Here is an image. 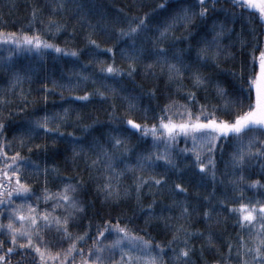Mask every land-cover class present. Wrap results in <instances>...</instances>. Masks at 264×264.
<instances>
[{"label":"snow or ice","instance_id":"1","mask_svg":"<svg viewBox=\"0 0 264 264\" xmlns=\"http://www.w3.org/2000/svg\"><path fill=\"white\" fill-rule=\"evenodd\" d=\"M137 7L146 5L132 6ZM68 8L77 11L80 5L52 0V15ZM39 11L32 8L27 31L0 27V44L7 46L0 65L6 72L20 53L43 56L51 50L80 62V48L43 34L55 36L64 23L50 15L36 27ZM245 26L254 37H264L257 30L264 27V0H229V7L220 0H155L148 11L131 15L118 9L102 27L104 43L93 38L92 25L85 34L89 59L81 68L95 64L94 71H70L66 82L61 77L49 84L45 78L38 89L45 106L20 122L9 118L26 112L34 100L19 87L22 73L13 69L0 90V264H192L197 249L201 259L205 249L215 253L205 264H264V192L245 194L264 189V38L249 47L242 38ZM233 33L245 49L239 68L223 66L235 58ZM117 54L124 67L116 63ZM138 68L145 79L164 78L163 89L138 86L140 97L160 98L155 107L144 105L140 117L133 115L138 95L115 86L124 77L135 84ZM89 80L95 87L84 90ZM58 89L62 98L67 91L84 103L125 93V114L118 115L113 102L107 125L97 128L93 119L79 124L83 138L65 134L62 129L75 127L82 117L71 106L48 110V96ZM225 154L220 172L218 160ZM254 161L259 172L246 175ZM186 171L199 177L197 189L211 180L210 192L193 197L197 203L188 198ZM218 172L219 184L226 186L219 193ZM165 189L180 198L161 200L157 211V193ZM146 191L152 196L147 201ZM193 215L202 217L204 228L192 226ZM141 216L143 227L135 223ZM228 220L234 236L214 230ZM168 232L167 239H157Z\"/></svg>","mask_w":264,"mask_h":264},{"label":"trees","instance_id":"2","mask_svg":"<svg viewBox=\"0 0 264 264\" xmlns=\"http://www.w3.org/2000/svg\"><path fill=\"white\" fill-rule=\"evenodd\" d=\"M71 2V0H69ZM75 3L80 5V9L74 11L72 8H68L63 12H57L52 15L51 12V4L52 0H0V27H2L6 32L8 31H16L19 29H23L27 31L30 27V14L32 8L35 6L40 11L38 12V19L36 23L37 28H41L42 25L39 24V20H43L45 24L48 23L49 16L52 15V19L60 21L65 24V28L60 32L56 33L55 36L51 32L44 31V35L48 39L54 40L55 43L61 44V46H69V47H78L81 49L82 55L80 57V62H76L74 58L64 57L61 54H56L51 50L48 51L47 54L43 56H38L33 53H20L18 56L13 58L12 67L8 72L5 71V68L0 65V90L7 88L8 79L10 72L15 69L19 70L24 76L23 83L19 85L24 91L25 94H29V99H33L34 103L30 104L26 112H18L12 117H10V121L12 122H20L27 118L26 113L32 112L34 108H43L45 106V102L40 99V93L38 89L45 82V78L49 84H51L52 80L61 81V77L64 79L61 82H66L69 79V72H75L77 69L84 71L87 70L89 72L94 71L95 64L86 65V68H81V63L89 59L87 53V45L85 43V34L89 31V25L94 26L95 31L93 33V38L99 40L101 43H104V36L102 34V27L105 24H110L113 18L117 15L118 9H124L125 12H128L129 15L132 14L133 11L137 12V14L148 11L149 8L154 7L155 0H75ZM220 3L224 5V7H229V0H220ZM140 4L146 5V7H137L135 9L132 8L133 5L139 6ZM219 17L222 19L224 16L223 12L218 13ZM83 19H80V17ZM236 31L239 32L241 30V22L239 20L235 23ZM248 26H245V31L242 33V38L247 42L250 47L251 44L255 43V40L258 38L264 37H254L250 31L247 30ZM258 31L264 33V27H258ZM180 33L177 32V35ZM233 39L236 40L235 47L232 51L235 53V58L233 60L226 61L223 65L224 67H231L235 65L239 68V65L243 59V53L245 49L241 46L239 39L235 37V33H233ZM108 43H111L109 41ZM225 43H228L225 40ZM7 46L0 44V57H7ZM105 60L108 59L107 56L104 57ZM116 63L121 67L125 66V61H123L120 56L117 54ZM75 64V67L73 65ZM73 81L76 80L75 75L71 76ZM119 83L115 86L117 88H125L129 93L133 95H138L140 93L139 85H144L145 88L151 87L153 84H157L160 88H164V78L163 76L159 77L157 80H148L143 78L142 72H140L138 68V74L135 76V84L130 78H118ZM114 83V82H113ZM187 83V81H185ZM237 85H239V81H237ZM84 86L81 85V88ZM95 87L92 84L91 80L87 82V88L84 90L91 89ZM171 87V86H169ZM125 93H120L119 95L112 96L108 100H102L100 97H92L89 103H84L80 101H75L74 97L70 96L67 91L63 92V98L60 95V90L56 91V94H51L48 96L46 105L49 111H57L58 109H62L63 106H71L74 111H78L82 119L77 122L75 127L67 126L62 129L65 134L71 131L75 134L77 138H83L86 136V133H82L79 127V124L90 123L93 119L98 121L95 127L99 128L101 125H107L109 123L107 113L111 111V103L116 104V111L118 115H124L125 109L124 106L126 101L122 99ZM203 96V93H200ZM180 98V95L177 94V99ZM160 102V98L157 100L149 101L147 97H140L138 95V104L139 110L133 113L134 116L140 117L143 114V106L147 104H151V106L155 107L157 103ZM203 102V101H201ZM15 106V97L14 103L12 107ZM72 122L70 121L69 124ZM10 136L11 133H8ZM39 142V141H38ZM183 144V141H181ZM63 143L60 144L61 151L63 150ZM230 151V149H228ZM225 157L218 160V167L220 172H224V159ZM35 159V157H33ZM43 162V159L41 160ZM51 162V161H50ZM57 162L59 163L61 168H64V161L61 157H57ZM260 164L259 161H254L246 170V175L252 172H259ZM79 171V169H77ZM160 171V169H157ZM230 172V170H229ZM82 175L87 176V172L84 171ZM251 178H256L255 176ZM175 179V177H173ZM183 179L188 188V198L191 203H197V201L193 198L195 197L197 191L200 194V198L202 199L203 195H206L208 192L212 190L211 188V180L208 181L207 187L200 185L197 189V185L199 184V177L194 176L191 171H186L184 173ZM223 179L220 176L219 172L217 174V191L218 193L225 190V185L219 184V181ZM34 187L38 188V185H34ZM227 192L231 195V187H227ZM261 192H264V189L260 190H247L245 194L247 196H258ZM92 196H95V192H92ZM144 200H150L152 198L151 193H144ZM179 199L180 197H172V195L165 189L162 193H157V211L159 210V202L162 200L164 204H168L171 199ZM129 204H132L133 201H129ZM96 204L99 205V200H96ZM128 214H131V210L129 209ZM139 215V214H138ZM202 217H196L193 215L192 218V226L196 228H204L205 225L201 222ZM136 226L143 227V217H139L135 221ZM214 230H220L224 233V236H234L235 235V227L232 225L231 220L227 221L226 225H214ZM155 235V232H153ZM171 233L168 232L167 235L157 236V239H167ZM195 244L199 245L201 241L195 240ZM219 244V242H218ZM221 250H223L221 248ZM214 252H209L207 249L203 252V259H201V253L197 249L192 256V264H205V261H210L213 259Z\"/></svg>","mask_w":264,"mask_h":264}]
</instances>
